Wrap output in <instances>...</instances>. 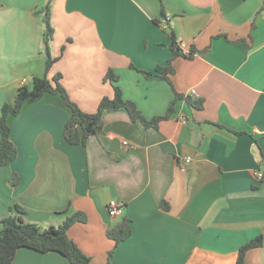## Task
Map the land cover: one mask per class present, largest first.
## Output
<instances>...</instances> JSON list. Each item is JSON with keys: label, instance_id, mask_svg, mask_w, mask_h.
I'll list each match as a JSON object with an SVG mask.
<instances>
[{"label": "crops", "instance_id": "0c3cea01", "mask_svg": "<svg viewBox=\"0 0 264 264\" xmlns=\"http://www.w3.org/2000/svg\"><path fill=\"white\" fill-rule=\"evenodd\" d=\"M49 2L53 36L48 70L40 8ZM261 0H0V108L32 77L60 83L83 111L93 113L117 86L156 128L132 121L123 108L105 111L103 132L85 145L63 138L70 110L45 93L10 116L16 157L0 166V219L13 204L41 227L80 211L69 236L91 264H264V12ZM161 10L165 16H161ZM154 19H158L156 23ZM173 31L182 53L171 84L154 69L172 55ZM150 72L147 76L143 72ZM125 142V143H124ZM189 157V162L184 158ZM262 173V179L255 172ZM16 174L18 183L11 184ZM123 203L131 234L114 246L106 236ZM2 224L0 222V230ZM112 254L108 257V251ZM13 264H70L57 252L19 248Z\"/></svg>", "mask_w": 264, "mask_h": 264}, {"label": "trees", "instance_id": "16d2710c", "mask_svg": "<svg viewBox=\"0 0 264 264\" xmlns=\"http://www.w3.org/2000/svg\"><path fill=\"white\" fill-rule=\"evenodd\" d=\"M259 11L264 12V0ZM39 14L43 23L42 41L45 47L46 70L56 60L50 54L49 44L53 36V26L51 24L50 5L47 2L43 5ZM161 16H165L161 10ZM156 23L158 19H154ZM171 42L169 48L172 51L171 57L166 64L155 67L154 72L157 78L164 79L171 84V75L174 73L172 64L176 56L191 57L193 50L189 53H182L176 41L173 31L169 32ZM145 75H151L150 72L141 71ZM118 76L111 69H108L104 80L112 83V96H104L98 103L97 109L93 113L83 111L74 101H72L63 86L60 83V75L57 74L51 79L46 76L32 77L31 87L21 86L11 102H5L0 108V166L9 164L17 155V148L10 137V126L8 118L19 114L21 108L25 104L35 103L45 93L59 94L65 105L69 108L70 114L63 126V138L71 145H85L88 138L93 135H100L103 132L102 115L105 111H114L117 109H125L132 121H139L145 128H156L158 125L173 115L175 112V104L178 100H185L190 107L199 109L203 106L202 99H194L189 95L174 91L166 112L163 115L153 116L149 119L141 113L136 105L125 99L121 89L117 86ZM264 164V153L261 154ZM262 179V178H261ZM18 183V177L14 173L12 175L11 184ZM25 210L18 204H13L9 213L0 219L2 229L0 230V264H13L16 251L19 248H28L39 253L57 252L63 255L70 264H91L89 256L84 254L77 244L68 234L69 229L75 223H84L87 218L83 212L76 211L68 214L63 222L58 226L41 227L40 225L29 222L25 219ZM130 221L125 216H120L116 223L106 230V236L114 242L116 246L119 242L125 240L131 234ZM262 237L257 235L249 242L240 246L237 251L235 264H247L245 254L247 250L261 246ZM112 254V250L108 251V257ZM104 264H111L107 258Z\"/></svg>", "mask_w": 264, "mask_h": 264}, {"label": "built area", "instance_id": "2783aa9c", "mask_svg": "<svg viewBox=\"0 0 264 264\" xmlns=\"http://www.w3.org/2000/svg\"><path fill=\"white\" fill-rule=\"evenodd\" d=\"M125 143V142H124ZM190 161V158L189 157H186L184 158V162H189ZM255 175L260 179L262 177V173L260 171H257L255 172ZM122 206H123V203H121L120 201L118 200H110L108 205H107V209H108V212L109 214L112 216V217H120L121 214H122Z\"/></svg>", "mask_w": 264, "mask_h": 264}]
</instances>
